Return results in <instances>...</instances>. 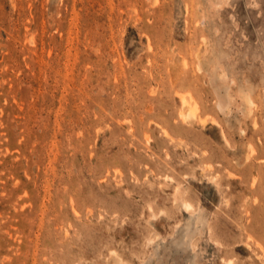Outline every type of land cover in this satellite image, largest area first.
I'll use <instances>...</instances> for the list:
<instances>
[{"label": "rangeland", "instance_id": "1", "mask_svg": "<svg viewBox=\"0 0 264 264\" xmlns=\"http://www.w3.org/2000/svg\"><path fill=\"white\" fill-rule=\"evenodd\" d=\"M0 264H264V0H0Z\"/></svg>", "mask_w": 264, "mask_h": 264}]
</instances>
